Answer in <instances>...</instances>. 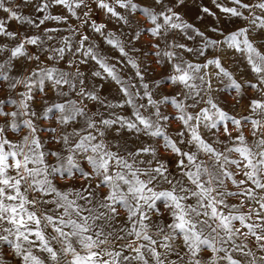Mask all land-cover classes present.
<instances>
[{
    "label": "snow or ice",
    "instance_id": "snow-or-ice-1",
    "mask_svg": "<svg viewBox=\"0 0 264 264\" xmlns=\"http://www.w3.org/2000/svg\"><path fill=\"white\" fill-rule=\"evenodd\" d=\"M211 3L0 0V264H264V0Z\"/></svg>",
    "mask_w": 264,
    "mask_h": 264
},
{
    "label": "rangeland",
    "instance_id": "rangeland-1",
    "mask_svg": "<svg viewBox=\"0 0 264 264\" xmlns=\"http://www.w3.org/2000/svg\"><path fill=\"white\" fill-rule=\"evenodd\" d=\"M16 3H19V0H15ZM138 2H140L141 4H143L144 0H138ZM220 3L224 4L225 6H231L230 0H219ZM245 2H251V0H245ZM197 5H206L208 6L213 12H215L217 15H220L218 9H216L214 7V5L211 3V0H187V6L186 8H177L176 10L181 12V14L184 16V18L190 22L193 23L195 27L197 28H203V23H202V19L203 18V14L201 13V18L202 19H197ZM95 7V6H94ZM20 11L23 14H31L32 18L35 19L36 16L38 14H36L33 10V8L31 6L29 7H24L21 6ZM48 14H65L69 17L67 23H61L60 25H57L56 22L53 21H48L46 22V24L44 26L41 27L40 31H43L44 27H61L63 29H67L69 26H72L73 28H77L79 26L80 21L77 20L76 17H72L70 14H68L66 12V10H64L63 8L60 7H53L50 8L48 10ZM247 14V13H245ZM4 14L2 13V11H0V16H3ZM132 15L134 17L137 16L136 13H132ZM143 16L142 13H140V16L137 17V19H141ZM93 19L97 20V21H108V16L102 11V10H96L94 15H93ZM207 20H212L214 19V17H208L206 18ZM133 25H135V20L133 21ZM243 26V24L240 21H237L235 24L230 25V28H235V27H240ZM11 29L14 31H17L18 33H28V34H32L33 32H35V29H32L31 26L29 25H24L21 26L19 25L16 21H12L11 22ZM108 29L111 31H114L115 34L117 36H120V39L124 42H127L128 40L132 39V30L128 28V26H120L117 25L115 23V21L113 20L112 22L108 23ZM83 31L87 32L89 35H91L93 37V41L100 47H102L105 50V54H107L108 51L111 50V46L107 45L106 42L105 43H101L103 38L100 37L97 34H94L91 32V29H83ZM125 33L126 35H121V33ZM60 35H70V33H68L67 31H63L61 32ZM177 38L181 41V42H185L187 44H189V46H191L194 42L193 41H187L185 40V38L183 36H180L178 34ZM76 39H78V36L76 37ZM151 40L150 36H144L142 40H140L139 42L133 41V43H135L136 47L138 49H140V52L138 53H131L130 55H132L136 60L137 63L139 64L141 62V60L143 59V53L144 52H148V57H147V62L152 63V68L155 69V71L152 73L150 79H156L158 77H160L163 73H164V69L159 68V66H157L153 61H154V57L151 55V51L148 47V41ZM259 42V41H258ZM51 44H56L57 41H51ZM29 50L32 52H35L36 49L34 46H28ZM115 54V53H114ZM186 58L191 59L190 56H187ZM91 65H94V62H90ZM61 68L66 69V65L61 62V64L59 65ZM29 67H35V64H30ZM85 71H87V67H85ZM135 69L131 68V65H128L127 68L124 69V72L126 73V76H132L134 73ZM90 83L95 84V86L99 89V91L101 92V94L106 97L108 100H110L113 103H118L120 100V97L117 95L116 93V86L113 83H109V81H101L99 79L95 80V81H91ZM20 91H23V88L20 87L19 88ZM33 91L35 93H37V100H39L41 98V95L38 91V89L34 88ZM0 95H2V93H0ZM49 95H51V92H49ZM250 95H254V93H250ZM146 99V98H145ZM90 104V106L93 104V102H88ZM37 107H39V105L37 104ZM119 111V110H118ZM168 111H171V109H168ZM129 110L126 108L123 110V114H128ZM49 117H43L41 116V120H43L45 123L48 122ZM50 147H53V145H50ZM58 147V146H56ZM4 246H0V250L3 249Z\"/></svg>",
    "mask_w": 264,
    "mask_h": 264
}]
</instances>
